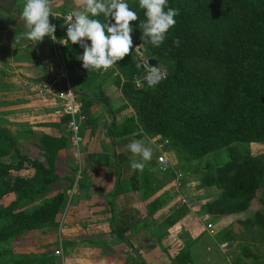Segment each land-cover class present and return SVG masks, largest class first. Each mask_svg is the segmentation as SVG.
Masks as SVG:
<instances>
[{
	"label": "trees",
	"instance_id": "1",
	"mask_svg": "<svg viewBox=\"0 0 264 264\" xmlns=\"http://www.w3.org/2000/svg\"><path fill=\"white\" fill-rule=\"evenodd\" d=\"M92 1L98 7L92 9L90 19L100 22L92 51L81 45L75 30L63 32L61 24L55 28L59 38L67 39L64 58L68 67H76L81 76L83 93L77 92L84 103L80 136L96 123L92 106L104 96L95 82L105 64L109 58L115 63L117 55L127 56L128 60L118 62L126 81L117 77V84L128 100L126 107L132 106L136 113L137 126L164 141L165 149L171 145L195 156L220 149L223 163L205 161L200 174L202 186L219 190L205 205L206 211L219 217L244 210L264 186V165L237 147L239 142L264 140V0H162L159 18L149 10V17L159 20L155 25L147 15L153 0ZM140 45L147 57L159 59L167 73L157 83L137 88L134 76L142 74L144 67L138 66L130 52ZM121 49L128 52L120 54ZM70 120V114L61 118L65 125ZM117 127L114 118L108 135L120 137L123 132ZM69 144V134H44L42 157L31 159L21 153L11 131L0 126V243L15 242L18 234L58 218L65 192L46 195L55 182L69 180V187L75 182L57 169L63 167L58 153ZM25 168H34V174L28 178L15 175ZM28 199L33 203L23 206ZM258 210L244 221L251 231L264 229V210ZM109 212L113 217L115 210ZM173 216L165 218L166 225L175 223ZM157 233L170 263L194 264L192 252L178 240L183 239L182 232L178 237H171L168 229ZM7 256L16 258L12 248H0V257ZM16 261L34 262L26 257ZM42 262L39 258L36 264Z\"/></svg>",
	"mask_w": 264,
	"mask_h": 264
},
{
	"label": "crops",
	"instance_id": "2",
	"mask_svg": "<svg viewBox=\"0 0 264 264\" xmlns=\"http://www.w3.org/2000/svg\"><path fill=\"white\" fill-rule=\"evenodd\" d=\"M51 2L53 10L58 14L68 11L84 14L85 19L77 27L88 23L89 13L98 7L92 0ZM37 16L36 0H0V112H3L4 116H8L4 111L8 112L9 109L14 111L21 108L27 111L30 106L36 108L31 102V96L33 97L35 92L27 86L33 81L44 82L56 77L63 87L83 93L79 70L76 67H68L64 58L67 39L56 35L55 28L62 23L60 15L54 21L53 30L38 21ZM60 29L66 32L62 27ZM75 30L78 31L77 28ZM116 69L113 63L110 71H113L115 80L110 78L95 82L100 85L104 98L97 99L92 106L96 123L81 134L82 146L75 149L69 144L58 153L60 164L65 169L63 175L74 178V184L77 183L74 194L79 196L75 198L72 210H92L88 216L80 217L85 218L81 225L88 227L86 233L84 232V242H79L83 247L90 249L86 251L84 258L78 257L76 260L80 264H173L164 253L162 244L157 239V232L170 229L176 233L184 229L193 235L194 225L187 218H181L178 215L179 210H173L169 202L165 201L166 185L162 176L173 172L176 174L177 170L174 165L169 173L158 170L157 157L166 152L165 147L156 138L146 134L141 126H137L136 113L132 106L126 107L127 101L122 86L117 84V76L121 74H118ZM107 70L108 66H105L101 74ZM121 80L125 81L123 78ZM85 94L91 95L90 92ZM45 97L49 98L50 102L42 104L43 110L49 115L63 117L56 99L53 96ZM12 102V106L4 105ZM41 103L36 104L40 106ZM28 115L27 112L20 113L16 118L20 117L22 120ZM114 118L118 121L117 130L123 132L116 138L108 135V128ZM48 121L43 123L51 125L48 130L50 132L33 129L29 135L24 129L26 124L16 121L24 131V138L33 134L32 139L38 143L40 152L34 158L21 151L22 154L31 159L40 158V141L44 134H68V125L61 121L54 124L52 119ZM122 124L125 126L121 127ZM78 174L81 180L76 181ZM62 182L70 184L69 180ZM79 183L83 185L80 186ZM135 185L136 188L133 187ZM88 188L90 192L85 191ZM82 194L90 197L93 205H89ZM178 195L185 196L180 191ZM111 208L115 210L113 217L109 212ZM172 213L175 223L166 225L165 218ZM57 249L62 250V247ZM96 251L101 256L97 255Z\"/></svg>",
	"mask_w": 264,
	"mask_h": 264
},
{
	"label": "rangeland",
	"instance_id": "3",
	"mask_svg": "<svg viewBox=\"0 0 264 264\" xmlns=\"http://www.w3.org/2000/svg\"><path fill=\"white\" fill-rule=\"evenodd\" d=\"M149 10L155 18H159L162 10V8H160V0H153ZM149 19L152 25L159 22V20L154 21L150 17ZM87 24L88 26L83 25L82 27H77L78 31H75L77 36H79V42L81 45L85 49H92L94 46L92 41L95 34L99 31L100 22L98 20L92 22L90 19ZM98 45L101 44L98 43ZM140 47L144 49L143 45H140L136 47L138 50L134 49V51L130 52V56L138 60V66L144 67L142 74L134 76V83L137 88L149 85L146 82V77L150 72L144 65L145 61L147 62L149 57L143 53V49H139ZM127 52V49L120 50V54ZM125 60H128L127 56L117 55L115 68L119 70L118 71L116 69L118 74L123 75H118L117 77H120L121 79L123 78L126 81L124 76L125 73H123L124 70L122 71L121 67L118 65V62H123ZM112 61L113 60L109 58V61L105 64V66H108V70L98 77L99 82H103L107 79L109 80L110 78H113L114 80L116 79L115 76L108 74V72H110L113 68L114 62ZM157 68L159 69V75L163 78L167 73L166 67L164 65H159ZM137 80H141V83L138 84ZM27 86H29V84H27ZM32 95L33 97L31 96V102L36 105V108L30 106L27 108V111H24V109L21 108L14 111L9 109V113L4 111L8 116H4V113L0 112V126L6 127L11 131L18 142V146L20 147L19 149H21L20 151L34 158L40 153L39 147H37L38 143L32 139L33 134L29 138H24L22 136L24 131L20 129V125L16 121H21L26 124L24 129L29 135L30 130L33 129L37 131H48L51 125L49 123L45 124L43 121L49 122L48 120L52 119V122L56 124L61 121L62 116L56 115V117L55 115H49L48 112L43 110L44 106L42 104H48L50 102L49 98L44 95H40L38 91ZM126 101V103H128L127 98ZM36 103H41L42 106H38ZM13 104L14 103L12 102L4 105L12 106ZM40 110L42 111L40 112ZM59 110H61V108H59ZM25 112L29 114L27 117L22 118V120L20 117L16 118L18 114ZM67 133L70 136L71 147L75 149L78 148L71 141V132L67 131ZM153 138H156L159 143H164V141H161L159 137ZM82 142L83 140L80 142L81 146ZM237 147L240 149V153L242 152V154H245L246 156L256 157L259 162L264 165V140L239 142ZM227 149L228 147L225 148V150ZM165 150L171 157L176 170H179L180 174L182 173L180 180L183 183V186L181 187L176 186V174L162 176L163 183L166 185L164 191L165 201L169 202V204L173 207V210H179L178 215L181 216V218H187L188 221L194 225L193 235L189 231H182V229L177 232L174 231L176 233L171 232L170 229L168 230L171 237H178L179 233L182 232L183 239L178 238V240L179 242L185 244L186 248L192 252L194 264H264V229L259 228L255 231H251L249 227H246L244 224V221L247 220V218H251L258 213V208L262 207L264 210V186L257 190V193L253 197L251 203L244 210H239L233 214L222 215L219 217L216 214L211 215L207 213L205 205L207 202L213 200V198L219 193V190L215 186H202L200 174L206 168L205 161L214 162L216 165L223 163L224 160L221 161V159H223L224 155L220 157V149L203 156L191 155L190 152L185 150L179 152L178 147L175 148L171 145H169ZM6 160L9 161V159ZM210 167L212 166L210 165ZM57 169L62 175L65 173L64 167H58ZM210 170H213V168ZM34 171L35 170H20L16 171L15 175L28 178L34 174ZM78 179L81 180L79 174L76 181H79ZM69 185L70 184L68 182H55L51 187L52 189L49 194L47 193L46 195L49 197L60 191L65 192L64 205L56 220L48 222L46 225L35 231L20 235L18 234L14 239L15 242H13L12 239L7 243H0V248H12L16 258L26 257L30 260H34V262L30 264H36V262L39 261V258H42L43 260L41 264H80L76 259L78 257L84 258L86 251L90 249V247H83L79 242H84L83 237L85 236L88 227V225L85 224L81 225L85 218L80 217L88 216L92 210H72L71 206L73 205L75 198L79 195L76 193L74 194V187H76L77 183L70 187ZM81 185H83V183H81ZM85 191L90 192V188ZM179 191L192 200L193 204L190 206L192 208L184 205L182 202L183 197L178 195ZM82 195L89 205H93L90 197L84 196L85 194ZM32 203L33 201L28 199L23 202V206ZM201 214H205L217 225V230L215 229L216 232L214 234L210 235L204 228L203 224L198 220V216ZM70 237L74 239H70ZM17 240H23L22 243L24 244H18ZM59 247H62V252L61 254H56L55 251ZM96 254L101 256L97 251ZM16 258H10L7 256L5 259L4 257H0V264H19L16 261Z\"/></svg>",
	"mask_w": 264,
	"mask_h": 264
},
{
	"label": "built area",
	"instance_id": "4",
	"mask_svg": "<svg viewBox=\"0 0 264 264\" xmlns=\"http://www.w3.org/2000/svg\"><path fill=\"white\" fill-rule=\"evenodd\" d=\"M36 2L38 5V21L49 26L51 30H53L54 28V21H56L58 15H60L62 22L60 27H62V29L66 32L75 30L77 26L81 24V22L85 19L84 14L76 11H68L62 14L56 13L52 8L53 6L51 0H36ZM144 65L150 71L148 76L146 77V82L149 85L157 83L161 78V76L159 75V69L151 67L146 61ZM157 73H159L158 78L154 77ZM137 82L138 84H140L141 80H137ZM29 88L31 90H34L35 92L38 91L44 96H53L58 102L59 107L61 108V112L64 115H71V120L67 125L69 131L71 132V141L73 142V144L79 147L81 142L79 120H82L84 117V115L82 114L84 103L77 97V93L71 88L63 87L56 77H52L44 82L33 81L29 83ZM157 165L160 172L169 173L173 167L172 159L166 152H162L157 157ZM181 174L179 170L176 171L177 187L183 186V183L180 180ZM183 203L189 207L193 204L192 200L186 196L183 197ZM199 220L203 223L204 228L210 235L216 232L217 225L205 214L199 215ZM55 252L56 254H61L62 250L57 249Z\"/></svg>",
	"mask_w": 264,
	"mask_h": 264
},
{
	"label": "water",
	"instance_id": "5",
	"mask_svg": "<svg viewBox=\"0 0 264 264\" xmlns=\"http://www.w3.org/2000/svg\"><path fill=\"white\" fill-rule=\"evenodd\" d=\"M149 7H150V6H149ZM160 8H162V0H160ZM147 14L149 15V8H148V10H147ZM139 49L142 50L143 48L140 47ZM147 62H148V64H149L151 67L156 68V69H158L157 67H158L159 64H160L159 59L156 58V57H149L148 60H147Z\"/></svg>",
	"mask_w": 264,
	"mask_h": 264
},
{
	"label": "bare ground",
	"instance_id": "6",
	"mask_svg": "<svg viewBox=\"0 0 264 264\" xmlns=\"http://www.w3.org/2000/svg\"><path fill=\"white\" fill-rule=\"evenodd\" d=\"M158 74H159V73H157L154 77L158 78Z\"/></svg>",
	"mask_w": 264,
	"mask_h": 264
}]
</instances>
